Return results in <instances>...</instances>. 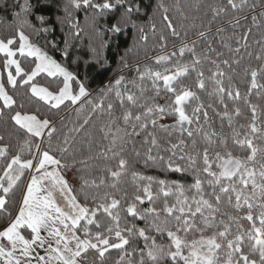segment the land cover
Wrapping results in <instances>:
<instances>
[{"label": "snow or ice", "instance_id": "1", "mask_svg": "<svg viewBox=\"0 0 264 264\" xmlns=\"http://www.w3.org/2000/svg\"><path fill=\"white\" fill-rule=\"evenodd\" d=\"M174 7L180 22L164 0L0 4V120L16 136L0 135V264H264V0ZM91 66L112 72L96 90Z\"/></svg>", "mask_w": 264, "mask_h": 264}, {"label": "trees", "instance_id": "2", "mask_svg": "<svg viewBox=\"0 0 264 264\" xmlns=\"http://www.w3.org/2000/svg\"><path fill=\"white\" fill-rule=\"evenodd\" d=\"M177 2H179L180 6L185 9L186 13H188L189 9H188L187 6L189 4H191V3H193L194 0H164V3L171 8L170 15L172 16V18L174 20L180 22L181 21L180 13L174 7V5L177 4ZM4 3H5V0H0V4H4ZM7 3H11V0H7ZM4 15H5L4 12L0 11V16H4ZM85 15H86V13L83 10L80 11L79 13H77V16L79 17L82 26L85 25ZM115 19H116V16L110 15L108 17V23L111 24L112 22H114ZM155 19H156L157 27H158L157 35L154 36L153 34H151L149 32V42H148V44L147 45H138V47L140 49L139 59H140L141 62H145V57H144L145 53H147L149 56H153V55L158 54V51H159L158 49H157L156 52L152 51V45L158 41L159 31L163 30V25L159 23V21H160L159 13H157ZM10 20H11V15H7L6 16V21H10ZM138 22L139 23H144L145 24V31H148V27H147L148 21L146 20V18L143 15L139 18ZM182 22L185 25H189V24L193 23V21L191 19H189L187 21H182ZM196 23H199V21H197ZM5 26H6L5 24H0V35H6V32L4 31ZM196 31H197V29H192L191 30L190 39H197V37L194 35V33ZM254 34L256 35L257 38L259 37V33H254ZM165 35H167L166 32H165ZM134 37L138 39V34L134 30L129 28L128 31L119 38V41H120L119 45L117 46V45L114 44L112 46L111 50L108 53V56H109L110 62L112 64V69L113 70L115 69L116 64L118 63V60H119L118 53H122L126 47L132 46ZM55 38H56V41L58 43H61L62 36H61V33L59 31H57L55 33ZM81 39L83 40L84 45H87L88 37L87 36H82ZM172 39H173L172 37H169L170 41ZM62 46L63 45L61 43V47ZM217 47H219V46L217 45ZM171 50L172 49H171V44H170L169 48L166 51H171ZM252 50L254 51V55H255V52L259 50L258 46L254 45ZM79 52H86V49H85L84 46H81L80 44H77V47H76L75 51L73 52V58H75V55L77 53H79ZM55 55H56L57 59H60V53L59 52H56ZM248 62L249 61H248V59L246 57L245 60L242 61V65L246 64ZM252 63L255 66L257 62L253 59ZM80 71H81V73H83L85 71V69L81 66L80 67ZM87 73H88V76H89L88 83H89L90 87L93 90H96L99 87H101L102 84L106 83L108 78L112 75L111 71H107V70H104V69H99L98 66L89 67L87 69ZM38 79H40V78H38ZM40 83L44 84V83H46V81L45 80H40ZM237 86L241 88L242 92L246 90V85L244 83L240 82V81H237ZM19 99H22L25 102V104H26V106L28 108L33 107L37 103L34 99L30 101L27 96H21V97H19ZM251 99H252L253 102H261V101H257L255 96L251 97ZM160 102L163 103L164 101L161 100ZM261 103H264V102H261ZM248 115H250V113H248ZM58 119H59V117H58ZM69 119L74 120L75 116L69 114ZM166 122L170 123L171 121L169 120V121H166ZM240 122L241 123L244 122L242 118H241ZM69 126H71V125H69ZM214 127L216 128L217 131H222L225 135H230L231 134V129L226 124H225V127L223 129L220 128L219 120H216L214 122ZM94 131H95L94 128H90L89 129V132H94ZM240 131L243 132L244 129H240ZM0 135H4L6 137L7 141H11L13 144L15 143L16 136L14 135V129L11 126L10 122H6L5 120H0ZM86 135L87 134H85V136ZM84 146L86 147L87 145H84ZM136 167L138 169H140L141 171H143L145 174L153 175V176L159 177L160 179H177L178 178V176L176 174L166 173V172H164V171H162V170H160L158 168H151L150 167V168H146L145 169V168L142 167V164H136ZM188 180L190 181L191 178L188 177ZM129 191H131V189H129ZM16 195H17V198H19L20 193L18 192ZM114 259H115V256L113 255L110 258V260H109V264H112V260H114Z\"/></svg>", "mask_w": 264, "mask_h": 264}, {"label": "rangeland", "instance_id": "3", "mask_svg": "<svg viewBox=\"0 0 264 264\" xmlns=\"http://www.w3.org/2000/svg\"><path fill=\"white\" fill-rule=\"evenodd\" d=\"M166 122V121H165ZM69 178H71V174H69Z\"/></svg>", "mask_w": 264, "mask_h": 264}]
</instances>
